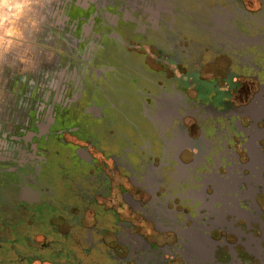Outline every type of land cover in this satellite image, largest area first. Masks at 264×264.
Wrapping results in <instances>:
<instances>
[{
  "label": "flooded vegetation",
  "instance_id": "af4514ba",
  "mask_svg": "<svg viewBox=\"0 0 264 264\" xmlns=\"http://www.w3.org/2000/svg\"><path fill=\"white\" fill-rule=\"evenodd\" d=\"M156 1L155 13L125 2L120 17L79 15L106 27L95 48L82 27L50 61L59 74L36 58L6 77L19 106L0 119V264H264V0L256 14L225 0L253 34L237 40L220 8L204 11L212 53L236 51L208 79L202 55L151 51L145 26L142 44L116 33L146 15L172 30L179 2ZM124 49L140 63L101 58Z\"/></svg>",
  "mask_w": 264,
  "mask_h": 264
},
{
  "label": "rangeland",
  "instance_id": "374dc122",
  "mask_svg": "<svg viewBox=\"0 0 264 264\" xmlns=\"http://www.w3.org/2000/svg\"><path fill=\"white\" fill-rule=\"evenodd\" d=\"M177 1L181 8L177 9L179 11L178 15L176 19L172 21L174 24L172 30L168 31L167 26L162 24V21L157 24L158 20L146 15L145 18H147V21L143 19L140 20V25L138 27L139 32L135 31L136 26L133 25L130 27V30L116 31V33H119V36H121L124 41H128L131 44H142L144 42L141 40V35L139 34L141 28L145 26L147 37L150 38L146 43L150 46L151 51L160 47L167 53L171 50V53L174 54L178 52V54L183 56L186 54L185 51L187 50L192 55L191 59L194 60L195 57H200L202 55V62H205V64L201 70V75L205 76L204 78L207 79L220 76L221 71L226 69L227 64L232 63L233 65V63L236 62L233 61V55L236 51L230 52L225 49H220L221 51L218 53H212L215 47L212 46L210 41L211 31L204 29L200 30L202 25L204 28H212V17L210 14L203 16L204 11L215 10L216 7L220 8V10L217 11V17L222 19L224 24H222V30L225 34H229L233 40L253 34L244 25V20H241V16H234L231 18L230 12L232 9L225 0ZM235 1L237 7L242 6V9L246 10L249 14L258 13L252 0ZM125 2L133 8L139 9V11L156 12V0H0V119L7 121L6 118L8 113L11 114V112V115H16V112H18L16 107L19 106L17 101L13 102L14 104L11 106L8 99L9 97H4L2 93V91H6L9 86L6 82V77L9 75L8 68L11 67L13 70L15 66H19V64L22 63L23 65L27 63L28 65H33L32 63H34L33 61L36 58L42 60L40 64H52L50 62L52 60H54L56 64L57 61H61L62 59L60 57L62 55L60 48L64 49L65 47L70 48L74 46L77 42L76 39L80 37L79 34L81 35L80 31L82 27L90 30L88 32L89 35L84 38L88 40L82 41V44H86L87 41L95 48V45L100 43L91 35H93L94 32H98L100 29H106V27L102 26L99 28L96 25L89 24L88 20L80 21L75 24L66 19L68 12L67 6L71 3H76L79 6H89V14H104L108 18H113L115 15L120 17L123 12L126 14L130 13L131 9L128 8ZM112 3L114 8L110 7ZM117 8H120L119 11H117ZM85 14L86 12H82L81 20ZM138 14L137 11H134L132 15L136 19ZM169 21L170 20L166 19L164 22ZM156 27H161V31H155ZM226 28L228 29L226 30ZM107 31L108 30H105L106 33H108ZM88 50L89 48L86 47V50L82 52V54H86V58L89 54ZM127 51V49H124L123 52L117 50L116 54L118 58L108 56L106 55L108 53L103 52L101 58L115 61L116 59L121 60L126 54L129 56L127 58L132 61V63L139 64L141 57L133 56L134 52L131 51H129L128 54ZM137 53L138 52H135V54ZM45 55H47L46 58H44ZM211 56L213 57V63H208ZM61 63L62 62H60V64ZM248 84V81L243 80L242 88L248 86ZM239 93H241V91ZM235 100L236 95L234 94V96H232V102L234 103ZM131 101L132 103L134 102L133 96H131ZM142 124L145 125V122H142ZM121 126L124 127V124ZM190 136L195 138L196 134H190ZM2 204L4 205L5 211L0 214V220H3L10 214L7 197L2 200Z\"/></svg>",
  "mask_w": 264,
  "mask_h": 264
},
{
  "label": "crops",
  "instance_id": "0c3cea01",
  "mask_svg": "<svg viewBox=\"0 0 264 264\" xmlns=\"http://www.w3.org/2000/svg\"><path fill=\"white\" fill-rule=\"evenodd\" d=\"M67 8H68V12H67V17H66V19H68V20H70V21H72V22H74L75 24H76V21L78 20L77 19V17L79 16V15H81L82 14V12H86V14L83 16V17H86L89 13H88V11H89V6H85V8L84 9H82V8H80V7H78V5H74V3H71L69 6H67ZM80 22V21H79ZM74 24V25H75ZM75 30V29H74ZM76 31V30H75ZM28 64V63H27ZM48 63H42V64H39V74L40 73H44L45 71H46V69L48 68V69H50V71H52V70H54V71H56L57 73L55 74V75H57V74H59V72H61V66H55V65H53V64H48ZM56 64H58V62L56 63ZM20 65H23V63L22 64H19V68L17 67L16 68V66H15V71H13L12 69H11V67L10 68H8V70H9V74L11 75V74H13V72H19V74H24V77L26 78L27 76H28V71H27V67L28 66H26V68H25V65L24 66H20ZM30 67H33V69H34V67H36V66H34V65H31ZM7 68V67H6ZM19 69V70H18ZM33 83H34V80L32 81Z\"/></svg>",
  "mask_w": 264,
  "mask_h": 264
},
{
  "label": "clouds",
  "instance_id": "9594fccd",
  "mask_svg": "<svg viewBox=\"0 0 264 264\" xmlns=\"http://www.w3.org/2000/svg\"><path fill=\"white\" fill-rule=\"evenodd\" d=\"M9 34H11V33H9Z\"/></svg>",
  "mask_w": 264,
  "mask_h": 264
}]
</instances>
